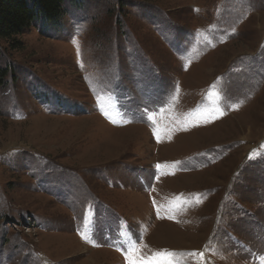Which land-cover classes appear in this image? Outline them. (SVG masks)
<instances>
[{
  "label": "rangeland",
  "instance_id": "rangeland-1",
  "mask_svg": "<svg viewBox=\"0 0 264 264\" xmlns=\"http://www.w3.org/2000/svg\"><path fill=\"white\" fill-rule=\"evenodd\" d=\"M0 38V264H264V0H65Z\"/></svg>",
  "mask_w": 264,
  "mask_h": 264
},
{
  "label": "trees",
  "instance_id": "trees-1",
  "mask_svg": "<svg viewBox=\"0 0 264 264\" xmlns=\"http://www.w3.org/2000/svg\"><path fill=\"white\" fill-rule=\"evenodd\" d=\"M65 0H0V38H10L36 24H57ZM6 72L0 69V85Z\"/></svg>",
  "mask_w": 264,
  "mask_h": 264
}]
</instances>
